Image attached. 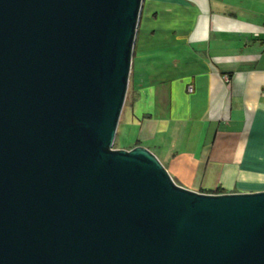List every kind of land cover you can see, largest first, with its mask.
<instances>
[{
  "label": "water",
  "instance_id": "95a60500",
  "mask_svg": "<svg viewBox=\"0 0 264 264\" xmlns=\"http://www.w3.org/2000/svg\"><path fill=\"white\" fill-rule=\"evenodd\" d=\"M144 0H0V264H264V191L113 148Z\"/></svg>",
  "mask_w": 264,
  "mask_h": 264
},
{
  "label": "crops",
  "instance_id": "0c3cea01",
  "mask_svg": "<svg viewBox=\"0 0 264 264\" xmlns=\"http://www.w3.org/2000/svg\"><path fill=\"white\" fill-rule=\"evenodd\" d=\"M117 133L183 187L264 191V0H144Z\"/></svg>",
  "mask_w": 264,
  "mask_h": 264
},
{
  "label": "rangeland",
  "instance_id": "374dc122",
  "mask_svg": "<svg viewBox=\"0 0 264 264\" xmlns=\"http://www.w3.org/2000/svg\"><path fill=\"white\" fill-rule=\"evenodd\" d=\"M130 88H131V81L129 82V88H128V92L130 91ZM129 93H127V97H128ZM127 99V98H126ZM125 104H126V101H125ZM125 106V105H124ZM132 135V132H130V130H128V134L124 137V136H121V133H117V136H116V139H115V142L113 144V148H116V149H119V148H126V147H129L127 144L129 141V138L131 137ZM128 149V148H126ZM152 151V150H151ZM155 155L156 153L154 151H152ZM175 180V179H174ZM176 181V180H175ZM177 182V181H176ZM180 185V184H179Z\"/></svg>",
  "mask_w": 264,
  "mask_h": 264
},
{
  "label": "trees",
  "instance_id": "16d2710c",
  "mask_svg": "<svg viewBox=\"0 0 264 264\" xmlns=\"http://www.w3.org/2000/svg\"><path fill=\"white\" fill-rule=\"evenodd\" d=\"M137 145H138V143H136L135 146H137ZM216 193H224V190H223L222 188H218V189L216 190Z\"/></svg>",
  "mask_w": 264,
  "mask_h": 264
}]
</instances>
